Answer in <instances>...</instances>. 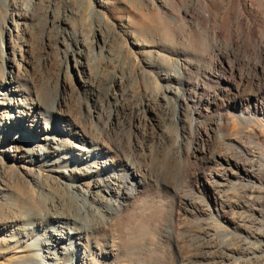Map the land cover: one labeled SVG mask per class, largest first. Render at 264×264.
<instances>
[{"label":"bare ground","instance_id":"obj_1","mask_svg":"<svg viewBox=\"0 0 264 264\" xmlns=\"http://www.w3.org/2000/svg\"><path fill=\"white\" fill-rule=\"evenodd\" d=\"M29 10L25 7L26 14L19 15V22L14 26V42L18 46H12L14 51L20 47V60L26 64L30 63L31 46L22 54L21 44L24 35L33 30V20L27 14ZM202 12L196 15L198 20H194L200 22L206 37L211 33V17L207 11ZM19 26H22L20 38ZM239 27L236 35L227 37L225 52L218 44L220 32L213 30L210 58L197 64L193 60L177 61L173 74L160 77L166 82L164 90L156 86L158 91L153 96L145 92L134 101L127 89L126 77L120 74L112 85L111 81H103L98 74L89 72L90 46L85 50L88 61L82 66L79 57L88 45L86 42L80 48H73L56 37L54 44L59 41L65 44L62 55L65 68L52 77L31 73L19 64L15 65L16 71L4 67L5 46L0 30V143H12L18 162L26 169L23 176L30 179L29 183L34 181L35 187L32 196L28 195L22 203L11 200L8 203L18 206L19 210L24 206L25 211L17 220L23 221L26 235L36 234L29 242H0V264H155V258H164L162 262L156 261L160 264L260 261L264 256V232L252 231L253 236L248 229L249 224L260 226L264 223V163L260 162L257 174L252 168L257 159L253 153L245 149V160L238 158L236 151L217 150L218 147L231 149L232 140L237 138L234 131L237 122L240 125L254 122L258 130L264 129V106L257 99L261 89L246 99L239 97L243 83L252 82L253 77L236 72L237 65L242 63L264 76V31L254 28L243 34ZM44 46L47 47V42L42 38L38 47ZM103 47L97 55L104 53ZM70 55L76 59L74 70L85 92L76 107L71 105L78 88L69 85L72 67L67 58ZM111 78H115V73ZM53 88L61 91L52 94L50 89ZM159 113L164 117L158 118ZM165 121L175 128L174 138L166 134ZM27 127L36 143L23 141ZM49 134H57L59 138H51ZM162 149L163 156L159 154ZM156 156H166L169 161L188 166V174L192 180L196 179L191 187L195 193L210 188L212 205L201 199L196 202L197 195L196 201L194 196L186 200L183 197L184 202L176 196L171 202V224L169 230H165L175 241L163 243L157 251V244L149 242V248L144 244L147 247L144 253L128 257L125 249L135 241L125 242L121 249V234L125 236L133 226L144 230L150 217L143 203L152 176L148 161ZM42 163L48 169L47 176L34 173V168H40ZM159 192L167 193L165 189ZM234 194L252 201V207ZM228 213L229 218L225 216ZM256 215L260 217L255 218ZM189 219L204 223L203 238L198 242H179L177 231L181 232ZM224 223L233 225L236 231H229ZM238 229L243 231L242 239L232 237L237 236L233 233L239 232ZM220 236L234 238L236 246L239 242L253 243L250 246L240 243L235 249L228 241L217 239ZM121 257L122 260L116 262Z\"/></svg>","mask_w":264,"mask_h":264},{"label":"rangeland","instance_id":"obj_2","mask_svg":"<svg viewBox=\"0 0 264 264\" xmlns=\"http://www.w3.org/2000/svg\"><path fill=\"white\" fill-rule=\"evenodd\" d=\"M25 7L30 8L27 14L33 20V30L24 35L23 42L25 44H21L22 54H24L27 46H31V51L28 53L30 60L28 64L20 60V47L15 49V51L12 49V46L16 45L14 42L16 39V29L14 26L19 22V15L25 13ZM202 11H207L206 13L211 17V22H209V24L211 23L209 26L211 33H208L206 37L202 33L200 22L195 21L198 20L196 19V15L201 14ZM240 25L241 27H239ZM238 27L243 34H246L247 29L254 30L255 28L259 31H264V0H0V30L3 31L5 46L4 67H11L13 71H16L15 65L19 64L20 67H26L31 73H44L42 77H48V75L52 77V75L54 76L65 68V63L62 60L65 44H61L60 41L59 44H54L56 37H59L61 42L67 43L73 48H80V45L86 42L88 45L83 48L84 53L79 57V62L82 63V66L86 65L88 61L85 50L90 46L92 55L90 60L91 65L88 67L89 72L91 74H98L103 81H111L112 85L114 82L116 83V79H119L121 75L126 77L127 89L130 91L132 101L139 99L145 92L153 96L158 90H164L166 82L162 81L160 77L165 74H173L177 61L193 60V63L197 64L199 61L207 59V57L210 58L213 30L220 32L221 37H219L218 44L222 52H225L228 48L227 37L231 34L236 35ZM21 29L22 26H19V38L22 35ZM42 38L43 42H47V47H38ZM102 45H104L102 51L104 53L97 55L96 53L99 52ZM228 58L232 59L230 56ZM75 60L72 55L67 58L72 67V79L71 82L69 81V85L78 88V91L74 94V99L71 101V105L74 107L79 105L80 100L85 95L84 89L80 87L78 73L74 70ZM231 61L234 62L233 60ZM239 71L253 77L252 82L246 81L243 83V90L241 89L239 97L246 99L258 89H261V92L257 95V99H260L259 101L264 106V76L259 71L252 72V69L242 63H239L236 67V72L239 73ZM114 73L115 78H111ZM156 86H158V90ZM50 91L52 94H59L61 90L53 88ZM163 117L159 113L158 118L161 119ZM2 119L7 124L4 116H2ZM252 123L254 122H249V125L247 123H241L240 125V122H237L234 130L237 133V138L235 139L236 141L232 140L231 149L225 150L223 147H218L217 150L223 153L236 151L237 157L245 160L247 159L244 154L245 149V151L253 153L259 159H256L255 162L256 165H259L252 167L258 174L260 162L264 163V131L261 133L264 129L260 127V131L255 123L252 127ZM262 123L264 124V121ZM163 126L165 127L166 134L174 138L175 128L173 125L165 121ZM251 132L252 134H250ZM24 136L26 140L24 139L23 141L26 143L37 142L30 134V127H27V133ZM49 136L55 139L59 138L57 134H49ZM14 151L15 149L11 142L0 143V187L3 188L0 191L2 193L0 194V242H18L19 240L29 242L35 238L36 234L31 233L26 235L25 230L22 229L23 221L17 220L20 213L25 211L23 209L24 206L19 210L18 206L14 207L8 201L22 203L28 195L29 197L32 196L35 187L33 185L34 181L31 180L29 183L30 179L23 176L26 173V169L23 168L24 165L21 162H18L16 158L17 153ZM163 153V149L159 151V154L162 156ZM162 156L153 157V159H149L148 161V165L151 166L149 168H151L152 176L150 183H148V196L145 198V203H143V209L148 211V216L150 217L147 218L142 228L144 230L133 226L127 231L125 236L121 234V249L125 242L135 241L134 244L128 246L129 248L125 249V254L128 257H135L137 253H144L147 247L150 246L148 245L149 242L157 244V251L163 247V243L175 241L166 234V231L169 230L171 224V202L175 201L176 196L181 197L182 200L180 202H184L189 197L197 195L196 197H199V200L195 197V201L197 199L196 202L199 203L201 199V201L203 200L205 203L208 202L212 205L210 188H203L198 193H195V190L191 187L196 183V179L192 180L188 174V166H180L175 161H169L168 157L165 156L164 158ZM34 173L47 176L48 169L42 163L40 168H34ZM197 178L199 180V177ZM167 179L169 180L167 181ZM45 181H47L48 185L50 184L49 179ZM162 189H165L167 193H160L159 191ZM180 189L181 191H179ZM234 196L237 195L234 194ZM240 197L238 195L237 199H242ZM242 201L248 202L246 205L249 207L253 205L252 201L243 199ZM225 216L228 217L229 213ZM257 217L259 218L260 216L256 215L255 218ZM193 221L189 219L181 232L180 230L177 231L179 242H198V239L201 240L203 238L201 231L205 227L204 223ZM262 224L260 226L249 224L248 230L250 234L252 231L256 232L257 230L264 232V228H262L264 227V223ZM224 225L229 226V231H236L233 225L230 226L225 223ZM196 230H198V235ZM238 230L239 232L233 233L237 236L232 237L237 239L240 236L239 238L242 239L243 231L241 229ZM222 238L220 236L217 239L228 241L227 243L229 245L233 244L232 247L235 249H238V245L242 243L239 242L236 246L234 238L232 240L227 239L229 237ZM142 241L143 244L141 243ZM247 243L242 244L250 246L253 242ZM238 254L240 253L238 252ZM122 258H118L116 262L121 261ZM163 260L164 258H155L154 263L160 264ZM247 264H264V256L258 262L257 259H253Z\"/></svg>","mask_w":264,"mask_h":264}]
</instances>
